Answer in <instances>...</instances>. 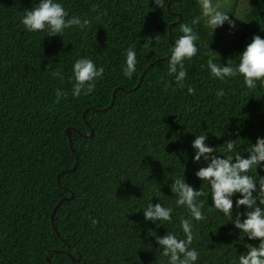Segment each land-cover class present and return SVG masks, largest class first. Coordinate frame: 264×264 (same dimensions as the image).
<instances>
[{
    "label": "trees",
    "instance_id": "trees-1",
    "mask_svg": "<svg viewBox=\"0 0 264 264\" xmlns=\"http://www.w3.org/2000/svg\"><path fill=\"white\" fill-rule=\"evenodd\" d=\"M55 2L90 26L61 36L29 32L21 19L39 0H0V264H168L156 237L184 239L183 219L200 254L194 264H239L259 241L212 206L210 184L195 175L207 163L193 161L191 145L206 134L217 155L246 157L264 138V82L250 90L243 76L221 81L207 67L211 56L239 64L252 37L264 39V0H232L236 27L213 32L199 0H164L162 9L154 0ZM196 16L200 50L184 61L181 87L168 63L179 24ZM129 48L137 57L131 78L124 75ZM81 58L104 72L93 92L76 97L72 67ZM57 68L62 79L52 75ZM58 89L67 96L56 104ZM220 89L226 95L218 99ZM228 140L237 144L233 152ZM248 174L258 181L264 168ZM178 178L204 191L205 220L177 205ZM239 198L232 197L233 216L247 211L235 207ZM150 203L172 208L171 221L145 220Z\"/></svg>",
    "mask_w": 264,
    "mask_h": 264
},
{
    "label": "clouds",
    "instance_id": "clouds-1",
    "mask_svg": "<svg viewBox=\"0 0 264 264\" xmlns=\"http://www.w3.org/2000/svg\"><path fill=\"white\" fill-rule=\"evenodd\" d=\"M155 5L162 9L165 7L164 0H154ZM202 10V17L206 19L207 26L212 32L223 26L225 23L230 28H235V22L230 18L226 10L225 3L213 0H199ZM94 12L99 11L98 6H93ZM201 16H196L191 24L180 23L179 31L182 35L176 40L172 48L168 63V74L175 75L177 84L184 86L183 82L187 76L184 61L192 59L199 52L200 37L194 26L201 21ZM99 19V16L97 17ZM21 23L29 32L47 31L48 36H61L66 29L74 26L86 29L91 21L81 20L77 16L69 18L67 10L62 4L55 0H39L37 7L27 10ZM149 49V45L145 44ZM211 51V50H210ZM214 52V51H213ZM216 53V52H215ZM218 56V54L216 53ZM215 57H209L207 67L213 77L224 81L226 78L243 76L245 86L250 90L257 88V82H264V39L258 35L252 37V42L248 44L239 55V64H234L231 59L227 60V66L214 62ZM136 52L129 48L126 50V67L124 75L131 78L136 71ZM104 72L103 66L97 68L94 61L88 58L77 59L72 67L74 84L72 88L73 96H80L81 93L87 95L94 91L95 82L101 78ZM52 75L63 78L60 69L52 71ZM189 94H195V88H188ZM217 98L226 95L223 89L216 93ZM67 93L61 90L56 91L54 103L58 104L61 98ZM207 136H196L191 147L195 151L194 162H199L201 158L207 163L206 167H201L195 175L201 181H207L211 186L212 206L231 221L236 229L244 234L249 240L259 241L258 246L249 244L246 255L239 258V264H264V176H260L257 181L248 173L256 170L258 166L264 168V138L258 137L255 144H250L247 149V156H242L237 152L234 156L221 157L216 154V148L210 147L207 143ZM237 148L235 140L226 141V151L233 152ZM171 191L178 194L176 201L178 206H187L191 217L196 221L206 219L202 212L203 202L198 201L199 197L205 196L203 190H195L191 185L185 183L183 179H176L171 186ZM241 198L236 199L235 207L244 206L247 211L244 215L233 216V199L235 194ZM172 208H165L160 203L153 205L150 203L143 211L145 220L171 221ZM243 216V219H241ZM93 225L97 223L92 220ZM181 228L185 235L184 239H178L173 234L157 236L156 243L163 248L162 255L169 257L168 264H194L199 258V252L191 248L194 240L192 223L188 219L181 220Z\"/></svg>",
    "mask_w": 264,
    "mask_h": 264
},
{
    "label": "rangeland",
    "instance_id": "rangeland-1",
    "mask_svg": "<svg viewBox=\"0 0 264 264\" xmlns=\"http://www.w3.org/2000/svg\"><path fill=\"white\" fill-rule=\"evenodd\" d=\"M216 2H218V0H213V3H216ZM219 2L223 3L222 0H219ZM227 2H229V0ZM226 10L229 11V6H226Z\"/></svg>",
    "mask_w": 264,
    "mask_h": 264
},
{
    "label": "water",
    "instance_id": "water-1",
    "mask_svg": "<svg viewBox=\"0 0 264 264\" xmlns=\"http://www.w3.org/2000/svg\"><path fill=\"white\" fill-rule=\"evenodd\" d=\"M65 132H66V135L69 137L70 136V132H71V128H67Z\"/></svg>",
    "mask_w": 264,
    "mask_h": 264
},
{
    "label": "flooded vegetation",
    "instance_id": "flooded-vegetation-1",
    "mask_svg": "<svg viewBox=\"0 0 264 264\" xmlns=\"http://www.w3.org/2000/svg\"><path fill=\"white\" fill-rule=\"evenodd\" d=\"M227 1H228V0H222V2L225 3L226 6H229V4H230V2H231L232 0H229V2H227Z\"/></svg>",
    "mask_w": 264,
    "mask_h": 264
}]
</instances>
